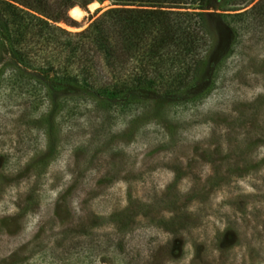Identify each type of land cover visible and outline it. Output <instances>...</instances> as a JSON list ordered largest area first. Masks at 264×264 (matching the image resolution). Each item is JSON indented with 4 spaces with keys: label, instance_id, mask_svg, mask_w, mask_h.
<instances>
[{
    "label": "rangeland",
    "instance_id": "obj_1",
    "mask_svg": "<svg viewBox=\"0 0 264 264\" xmlns=\"http://www.w3.org/2000/svg\"><path fill=\"white\" fill-rule=\"evenodd\" d=\"M96 2L78 6L79 20L68 11L74 24H55L87 41L92 22L117 6ZM256 3L231 11L245 10L241 19L213 21L214 61L224 57L213 84L206 69L194 86L158 81L127 101L125 89L104 101L65 89L50 101L30 84L9 93L17 72L1 47L0 264H264ZM131 69L120 67L119 83ZM108 78L114 93L119 83Z\"/></svg>",
    "mask_w": 264,
    "mask_h": 264
},
{
    "label": "trees",
    "instance_id": "obj_2",
    "mask_svg": "<svg viewBox=\"0 0 264 264\" xmlns=\"http://www.w3.org/2000/svg\"><path fill=\"white\" fill-rule=\"evenodd\" d=\"M94 1L104 0H0V51L3 47L9 66L17 72L16 78H7L9 93L30 84L29 89L45 88L42 98L50 101L59 89L104 101L120 97L125 89L121 100L127 101L134 91L158 81L176 88L194 86L206 69L213 84L221 63L216 61L224 58L214 61L213 21L241 19L245 10L231 11L252 0H110L117 6L92 22L83 37L87 41L55 24H74L67 12ZM263 1L258 0L256 9ZM39 53L45 62L36 64ZM132 60L136 63L129 64ZM124 65L132 67L133 76L125 85L118 75ZM5 70L6 64L0 74ZM110 74L119 83L114 93L104 85Z\"/></svg>",
    "mask_w": 264,
    "mask_h": 264
},
{
    "label": "bare ground",
    "instance_id": "obj_3",
    "mask_svg": "<svg viewBox=\"0 0 264 264\" xmlns=\"http://www.w3.org/2000/svg\"><path fill=\"white\" fill-rule=\"evenodd\" d=\"M96 4H97V2L94 1V2L90 3L89 6H94V7H95ZM98 5H99V4H98ZM69 15H70L72 18H74V19H76V20H79V19H81L82 16H83V11H82L78 6H74V7H72V8L69 10Z\"/></svg>",
    "mask_w": 264,
    "mask_h": 264
}]
</instances>
